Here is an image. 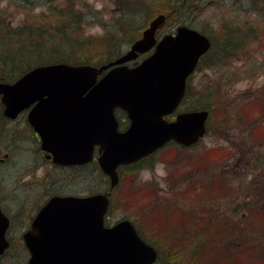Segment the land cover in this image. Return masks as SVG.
Listing matches in <instances>:
<instances>
[{
  "label": "water",
  "instance_id": "obj_1",
  "mask_svg": "<svg viewBox=\"0 0 264 264\" xmlns=\"http://www.w3.org/2000/svg\"><path fill=\"white\" fill-rule=\"evenodd\" d=\"M164 22V15L156 16L125 54L106 65H43L12 84L0 83L5 116L13 119L37 102L28 122L40 136L41 149L55 164L81 165L92 161L98 147L97 162L111 188L118 183L119 165L136 162L171 140L184 147L197 143L205 133L206 110L180 113L172 121L164 117L177 109L186 79L210 42L184 26L157 42ZM153 47L139 65H125ZM117 108L130 122L123 132ZM108 195L51 198L23 237L31 254L28 264H149L147 247L130 222L103 226ZM7 227L0 211V255L8 246Z\"/></svg>",
  "mask_w": 264,
  "mask_h": 264
},
{
  "label": "rangeland",
  "instance_id": "obj_2",
  "mask_svg": "<svg viewBox=\"0 0 264 264\" xmlns=\"http://www.w3.org/2000/svg\"><path fill=\"white\" fill-rule=\"evenodd\" d=\"M34 1L40 5L46 3L47 0ZM64 2L56 0L54 4L61 5ZM74 2L77 13L85 23L82 26L83 35L100 37L107 32L106 22L110 25L111 21L118 17L119 11H115L121 4L120 0H75ZM176 3H180V0ZM184 3L186 7L182 8L169 24L160 30L159 35H162L164 30L174 28L178 24H186L207 33L217 46V43L225 40L229 35L231 19L236 23L248 19L251 22H258L257 32L261 41H249L230 57L225 53L226 57L223 61L214 60L211 66L205 61L196 74L191 76L189 82L191 88L195 90L196 97L190 96L181 106V110L190 109L193 105L197 106L198 103H195V100L207 91L214 93L215 100L210 109L209 130L198 145L184 150L174 144L167 145L152 159L145 161L142 164L143 167L137 170L125 169L120 172V182L113 192L114 195L112 194L113 201L108 221L115 222L128 218L136 222L142 232L146 229H160L162 225L168 226L172 222L168 216L176 214L178 219H181L179 213L190 215L189 208H187L188 203L196 205L205 203L208 212H213L210 215L222 214L224 219H229V199L235 197V200H244L247 194L252 195L264 187V185L256 187L255 184L250 183L257 175L259 179L256 183L264 184V138L262 141L255 140V129H250L257 126L264 129V13L244 11L242 7L245 6L238 5L237 0H186ZM151 8L156 7L151 6ZM43 9L38 6L32 10H26L11 0H0V15L12 26H17L22 20L27 19L29 13L38 18ZM149 19L147 14L141 11L135 16L134 21L138 26H142ZM99 20L100 22H97ZM112 33L116 36L122 35L121 31L114 29ZM126 49L127 47L122 51ZM120 125L121 128L125 127L123 124ZM249 132H251L250 139H248ZM23 148L33 149L35 147L26 143ZM253 154H260L263 159L260 163L257 161L256 169L251 167ZM31 158V153L21 154L17 158L20 162L16 164L17 168L8 169L9 164L2 168L8 176L17 177L28 166ZM232 166L235 168V173L229 174ZM3 174L0 172V176ZM216 174L222 178L217 177L218 185L212 187ZM192 180L199 182L196 189L199 191L196 193L198 195L190 199L184 197V201L178 199L177 193L184 191ZM1 184L2 181H0ZM88 184L91 187L93 184H95L94 187L101 186V183L93 179L90 171ZM61 185L62 183L58 182L56 187H61ZM65 186L68 187L67 184ZM71 188L80 189L81 182L73 183ZM29 192L33 195L38 193L34 189ZM249 198L264 205V194L257 200L256 197ZM34 199L32 197L31 201ZM174 201L176 204L173 207L177 208L175 211L172 205H168V202ZM241 213L243 212L236 213L233 219L238 221ZM156 214L160 216H153ZM197 216L201 217L202 213ZM187 218L190 216L182 219L183 224ZM242 222L243 227H239L249 232L244 234L246 236L241 234L229 239L231 244L227 246L228 264H264L263 260L256 256L257 249L260 250L261 245L264 246V220L257 224V227L254 225L249 227L248 223L253 222L248 218ZM25 225L26 223L16 222L12 226L9 232L13 239L12 251L0 261V264L22 263V244L19 234ZM186 227L184 225L182 228L175 223L170 230H183L188 235L190 233L187 232ZM189 237H194V235ZM186 246V264H194V258L188 248L189 244L187 243ZM247 255H252L253 258L250 259ZM217 256L218 253L211 248L208 257L203 256L202 261L207 262L209 258L213 264H226L222 263Z\"/></svg>",
  "mask_w": 264,
  "mask_h": 264
},
{
  "label": "flooded vegetation",
  "instance_id": "obj_3",
  "mask_svg": "<svg viewBox=\"0 0 264 264\" xmlns=\"http://www.w3.org/2000/svg\"><path fill=\"white\" fill-rule=\"evenodd\" d=\"M237 3H239L238 5L245 6L242 7L244 11L258 14L264 13V0H237ZM180 10L181 6H179L178 12ZM232 21L233 19L229 21V57L236 53L247 42L253 40H255V42L261 41V39L258 38L257 32L258 22H251L248 19L242 20L240 23ZM179 25L181 24L176 25L174 28L164 30L163 34H175V30ZM200 32L209 36L203 31ZM209 40L211 42V48L209 49V52L204 54L199 59L192 75L196 74L205 61H207V63L209 62L211 66L214 60H221L224 58V55L219 53L212 56L211 52L213 49V42L210 38ZM188 90L189 94L185 97V100L193 95L196 97L194 88L189 86ZM33 106L34 104H31L29 108L19 112L14 119H10L5 116L4 106L0 102V172L4 173L0 176V181H2V184L0 185V209L9 219L7 234L11 231L14 223H26L20 231V236L28 230L42 206H44L50 198L53 196H88L90 188L88 184L90 164L79 166L57 165L53 162L49 152L41 150L40 137L27 120ZM115 115L118 121V126L121 128L120 124H123L125 125L124 128H126L128 126V120L125 113L121 110H116ZM250 129H255V140L262 141L264 138V129L259 126ZM250 138L251 132H249L248 135V139ZM26 143L34 145L35 148L24 149L23 145ZM28 153H31L32 158L28 163V166L25 167V170L20 173L21 175L19 174L17 177L8 176L2 166L5 167L6 164H9L8 169L17 168L16 164L20 163L17 161V158L21 154ZM147 159H149V157L142 161ZM261 159L262 157L260 154H253V165L251 167L256 169L258 166L257 161L260 163ZM95 165L97 166V164ZM234 171L235 168L232 166L229 169V174L235 173ZM236 173H238V171ZM58 182L62 183L61 187H56ZM79 182H81L80 189L71 188L73 183L76 184ZM250 183L253 185L255 184L256 187H263L264 185L256 183V181H250ZM66 184L68 187L65 186ZM4 185H6V188L3 189ZM32 189L37 190L38 193L33 195L29 192ZM107 190V184H104L102 192H106ZM263 190L264 187L261 188V191H255L252 195L247 194L246 198L241 201H238V199L235 200V197L229 199V236L244 235L249 232L241 229L244 225L242 220L245 218H248L253 222L248 223L249 227L250 225L257 227V224L263 221L264 205H260V203L249 198L256 197V200L260 199L264 194ZM230 192L231 191L229 190V194ZM32 197L35 198L33 201H31ZM38 201L40 202L38 203ZM174 203H176V201H174ZM174 203L168 202V204L173 205ZM239 211H242L243 213H241L239 220L235 221L233 218ZM108 220L109 215L105 218V224H108L109 226L113 225L114 222L108 223ZM133 225L135 228L137 227L134 222ZM169 226L170 224L168 225V229H147L143 232L136 229L144 243L148 246L147 250L151 253V255H154V259L151 264H186L185 254L187 246L184 239L186 236H199L201 233L200 231L186 229L187 232L190 233L186 235V231L170 230ZM7 237L10 242V246H13V239H11V236L7 235ZM182 237H184V239H181ZM20 243L22 244L21 264H27L29 259L28 252L24 244L22 242ZM189 248L191 250H195L194 246ZM256 256L259 257L258 255ZM248 257L250 259L253 258L252 255H249ZM192 258H194V264H201L200 248H198L197 253L194 252Z\"/></svg>",
  "mask_w": 264,
  "mask_h": 264
},
{
  "label": "trees",
  "instance_id": "obj_4",
  "mask_svg": "<svg viewBox=\"0 0 264 264\" xmlns=\"http://www.w3.org/2000/svg\"><path fill=\"white\" fill-rule=\"evenodd\" d=\"M11 1L26 10L38 6L44 9L38 18L29 13L28 18L17 26L9 25L0 15V81L5 82L14 81L35 65H102L118 56L136 39L141 27L146 25L147 21L142 26L135 23L134 18L139 12H145L149 18L158 13L168 14L175 0H120L118 17L110 25L105 24L107 34L103 37L83 35L82 26L85 23L75 9V0H62L65 2L61 5L54 4L56 0H47L40 5L34 0ZM151 6L156 8L152 9ZM113 29L121 31L122 35H114ZM227 39L229 35L225 38ZM214 102V93L207 91L196 102L198 105H193L190 109L210 110ZM96 174L101 176L98 172ZM189 213L190 215L179 213L181 219L177 217L176 223L182 228L186 225V228L201 232L199 236L186 237V242L195 247L192 254L197 253L200 248L203 256L208 257L209 250L213 248L215 252L219 250L222 263H228L227 246L229 239L233 238V235L229 236V219H224L222 214L210 215L213 212H208L205 203L194 206V210ZM199 213H202L201 217L197 216ZM188 216L190 218L183 224L182 219ZM202 264L213 263L207 258V262L202 261Z\"/></svg>",
  "mask_w": 264,
  "mask_h": 264
}]
</instances>
